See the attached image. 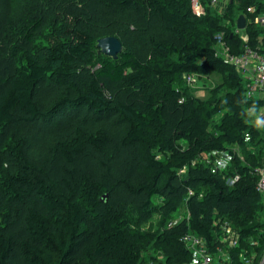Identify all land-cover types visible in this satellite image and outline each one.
Masks as SVG:
<instances>
[{
	"label": "trees",
	"instance_id": "trees-1",
	"mask_svg": "<svg viewBox=\"0 0 264 264\" xmlns=\"http://www.w3.org/2000/svg\"><path fill=\"white\" fill-rule=\"evenodd\" d=\"M200 1L0 0V264L188 263L182 238L213 252L223 224L232 264L264 250L258 103L214 48L264 54V0ZM188 74L220 81L204 100Z\"/></svg>",
	"mask_w": 264,
	"mask_h": 264
},
{
	"label": "built area",
	"instance_id": "built-area-1",
	"mask_svg": "<svg viewBox=\"0 0 264 264\" xmlns=\"http://www.w3.org/2000/svg\"><path fill=\"white\" fill-rule=\"evenodd\" d=\"M230 0H210L209 6L215 7L221 3ZM193 14L197 17L204 14V9L200 0H190ZM248 12H251L248 9ZM255 23L264 27V16H259L254 19ZM235 33L238 30L235 29ZM215 45L216 56L220 58L223 63L231 66L244 80V94L248 99H253L257 93H264V54H260L257 50L245 46L243 50L237 54L233 53L230 46L223 40V35L216 37ZM243 42L246 41L244 36H241ZM192 76L188 75L185 82L191 83ZM259 180L257 182V191L262 198H264V160L261 167L258 169ZM232 182V181H230ZM172 222H169V226ZM232 228L223 224L222 238L219 242L225 244H218L215 251L211 252L203 238L187 234L182 238L183 244L189 252L190 261L184 264H232L228 254V250L237 247L238 234ZM234 233V234H232ZM231 234V236H226ZM230 259V260H229ZM254 256L249 255V261L244 264H253ZM163 264V263H162ZM260 264H264V257Z\"/></svg>",
	"mask_w": 264,
	"mask_h": 264
},
{
	"label": "rangeland",
	"instance_id": "rangeland-1",
	"mask_svg": "<svg viewBox=\"0 0 264 264\" xmlns=\"http://www.w3.org/2000/svg\"><path fill=\"white\" fill-rule=\"evenodd\" d=\"M227 3H221L217 6H215V10L214 11H219L220 13H225L227 8ZM234 11H236L234 14H237L238 12V9H235ZM264 28V27H263ZM190 76H192L191 78V83H185L186 86H187V89L189 90L190 93H192L193 96L197 97V98H200V99H207L210 95V90L213 89L217 83H219L220 81V77L217 76L216 74H212V75H201V76H197V75H193V74H188ZM186 75L184 77V80H186V77L188 76ZM227 91V89H224L223 92L220 95H223L224 92ZM258 110L256 111H251L250 114H249V121L254 123L255 124V118L258 117V113H257ZM221 116L220 115H217L214 117V121H218L219 120V117ZM258 129V128H257ZM259 134H261V131H259ZM261 138L263 140V143H264V134H261ZM235 151H237L238 154H240L242 156V158H244L245 156L248 155V150L247 148L245 147H238V148H235ZM216 157H214L213 159L214 160H217V162H219V158L220 156L217 154L215 155ZM263 201V199H262ZM184 215V209L181 208L179 209L174 215H173V218H172V221H169V222H172V224L175 223V221H177L179 218H181L182 216ZM1 221V220H0ZM261 221L263 222L264 221V214L261 216ZM168 222V223H169ZM158 223H159V217L157 215H154L151 220L143 226V230L144 231H151V232H154L156 231V229L158 228ZM233 232V230H232ZM234 234V233H232ZM226 236H231V234L229 235H226ZM224 238V237H223ZM222 236L220 237V239H223ZM218 244L220 245H223L224 247L225 244H223L222 242H219ZM148 253L150 254H153L151 251H148ZM246 255H248V258H249V255H253L254 256V261H253V264H260L263 257H264V250H262L260 253L256 254V253H245Z\"/></svg>",
	"mask_w": 264,
	"mask_h": 264
},
{
	"label": "water",
	"instance_id": "water-1",
	"mask_svg": "<svg viewBox=\"0 0 264 264\" xmlns=\"http://www.w3.org/2000/svg\"><path fill=\"white\" fill-rule=\"evenodd\" d=\"M246 20L244 15H239L236 20V29L242 31L245 29ZM97 46L100 50L108 56L114 57L121 51L120 43L117 39L107 37L98 41Z\"/></svg>",
	"mask_w": 264,
	"mask_h": 264
},
{
	"label": "crops",
	"instance_id": "crops-1",
	"mask_svg": "<svg viewBox=\"0 0 264 264\" xmlns=\"http://www.w3.org/2000/svg\"><path fill=\"white\" fill-rule=\"evenodd\" d=\"M253 99L258 103V107H257L258 117L255 118V125L258 128V130L261 131V134H264V93H257ZM218 164L221 167H224L227 165V162L226 160H223L221 158Z\"/></svg>",
	"mask_w": 264,
	"mask_h": 264
},
{
	"label": "bare ground",
	"instance_id": "bare-ground-1",
	"mask_svg": "<svg viewBox=\"0 0 264 264\" xmlns=\"http://www.w3.org/2000/svg\"><path fill=\"white\" fill-rule=\"evenodd\" d=\"M262 198V197H261ZM263 199V205H264V198H262ZM173 225V224H172ZM171 225V226H172ZM171 226H169V223H168V227H171ZM187 235V234H186ZM231 250V249H230ZM230 250H228V254H229V252H230ZM244 253V252H243ZM241 254V255H239V260L241 261V263H245V262H247V261H249V258H248V255H245V253L244 254ZM229 257H230V255H229ZM230 259H231V257H230ZM229 259V260H230ZM237 260V259H236ZM231 261V260H230ZM182 264H184V263H182Z\"/></svg>",
	"mask_w": 264,
	"mask_h": 264
}]
</instances>
